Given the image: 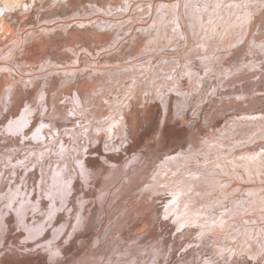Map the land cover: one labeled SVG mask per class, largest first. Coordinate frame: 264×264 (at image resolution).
Listing matches in <instances>:
<instances>
[{
  "label": "bare ground",
  "instance_id": "6f19581e",
  "mask_svg": "<svg viewBox=\"0 0 264 264\" xmlns=\"http://www.w3.org/2000/svg\"><path fill=\"white\" fill-rule=\"evenodd\" d=\"M6 1L0 0V6L10 3ZM180 1L184 28L179 34L197 39L182 57L176 39L168 38L169 30H161L166 38L156 39L157 29L141 15L136 17L145 27H137L128 40L119 39V50L114 49L117 34L108 27H86L87 36L71 41L85 44L88 36L104 35L103 41L88 42L99 52H109L99 65L78 57V46L70 56L58 43L46 44L42 37L49 40L58 33L46 26H33L35 30L24 34L25 51L42 47L40 67L23 59L26 55L18 53L22 48L15 53L19 41L0 52V63L14 57L11 64L30 77L29 81L16 76L12 65L0 66V264H245L237 262L238 251L255 259L262 254L264 242L261 249L253 247L255 228L214 233L191 228L187 221L207 212L203 207L214 192L225 198L219 197L212 210L235 213L229 224L245 218L264 221V143H256L264 137V114L262 120L255 119L264 111V62H246L254 50L264 56V1L220 0L225 1L222 6L219 0L202 6ZM216 10L224 24L239 20L234 37L218 50L223 54L220 64H233L234 71L229 75L220 68L219 79L213 85V79L204 80L203 86V65L205 71L213 57L206 52L203 57L200 46L210 48L206 43L215 31L210 35L205 27L208 14ZM11 30L16 34L19 27L12 25ZM220 32L216 28V42L222 38ZM65 35L71 37L72 32ZM70 58L74 63L64 64ZM77 62L81 69H72ZM128 82L132 83L124 86ZM237 89L249 100L234 105L243 97L234 94ZM119 95L124 105L116 117L111 107L118 99L112 97ZM194 104L198 106L193 112ZM236 113L250 118L249 123L229 119ZM227 118L230 125L225 122L227 129L221 131ZM108 119L116 120L105 125ZM113 125L118 130L106 134V127ZM235 126H241L238 137L228 130ZM256 127L262 131L258 137ZM200 152L204 173L193 166ZM191 160L194 163L186 169L178 167ZM256 178L261 180L258 186ZM240 191L242 197L236 196ZM164 221L166 229H152ZM158 239L163 243L161 257L149 246ZM202 243L204 251L213 245L219 257L198 251Z\"/></svg>",
  "mask_w": 264,
  "mask_h": 264
},
{
  "label": "rangeland",
  "instance_id": "374dc122",
  "mask_svg": "<svg viewBox=\"0 0 264 264\" xmlns=\"http://www.w3.org/2000/svg\"><path fill=\"white\" fill-rule=\"evenodd\" d=\"M208 1H210V0H192V2L196 6H202L204 4V2L206 3ZM231 1H233V0H226L227 3L231 2ZM6 2H10V3L3 4L4 7L0 6V8H1L0 14L2 15V17H4V18H2L0 15V20L2 23L5 21L3 24H1V22H0V24H1L0 27H3V29H0V52L9 48V46L12 45L14 40L19 41L20 45L15 50V53L17 52L18 49L20 50L22 48L23 50L21 49L20 52L18 51V53L22 52L24 54V56L26 55V58H23V59L27 60L32 65V67H34V68H36L35 66L40 67L41 62L43 61L39 56V54L41 52L40 50H42V47H38V46L32 47L28 52L25 51L24 50V47H25L24 36L27 34V32H31V31L35 30L33 28H38V27L41 29H44V27L46 26L45 28H50V29L56 28L58 31V33L55 32L53 34L54 36L49 35V37H50L49 40L46 37H42V39L44 40V42H46V44L53 43V45H55L56 43H58L59 47H62L66 51H69L67 53L70 56H72L71 51H73V49L78 46L77 48H75V49H77L76 51L78 53V57L82 56L83 59L90 60L91 62L95 63L96 65H99L101 63V62H99L100 61L99 59H103V57L107 56L109 54V52H106V51L99 52L97 46L94 44H90V46H88V42L103 41L100 38L102 36H104V35L96 34L93 36L86 37L89 33L86 30V27H90V26H95L98 28L108 27V28L112 29L114 31V33L117 34V36H115V37H117V39H118L117 43L115 44L116 45V48H114L115 50H119L122 47L121 42L123 40H119V39H127L128 40L132 35H135L134 33H136L137 27L139 29L145 27V26H143L144 24L139 22L138 17L140 15L144 16L143 17L144 19L148 18L150 25H152V27L154 26L157 29L155 36H154L156 39L161 37L160 34H161L162 29H168L169 30L170 34H169L168 38H171V40L176 39L175 44L180 45V50L177 51V53H179L180 57H182L186 53L187 48L190 46L189 44H192L193 43L192 41L197 40V39L192 38V34L190 35L192 41L188 40L187 37L183 36V33H181V35L179 34L181 31L180 29L184 28V25L181 22V11L180 10H181L182 5H181L180 0H7ZM224 3H225V1H220V0L218 1L219 6H222ZM227 5H228V7L232 6V4H227ZM19 6H20V9H19ZM31 6H33V7H31ZM155 6L156 7L158 6L157 9ZM214 6L218 7L215 3H214ZM81 9H83V10H81ZM109 9H111L112 11ZM139 9H141V11H139ZM11 10H12V12H11ZM24 10H25V12H24ZM27 10H29V12ZM98 10H100V11H98ZM128 10L130 11L131 14H128L129 13ZM103 11H104V13H103ZM137 11H139V12L137 13ZM11 13H13V15ZM17 15L18 16L20 15V16L18 17ZM25 15H27L28 18ZM214 15H215V18H212V16H214ZM6 16H8V17H6ZM136 16H138V17H136ZM20 18H23L22 20H24V21L21 22L22 20ZM47 18H49V19H47ZM207 18H208V21L206 23L205 31L210 28L208 30V33L210 35H212V31H215V34L213 35V37L211 39H208V41L206 43L207 45L211 43L210 48L208 50H204V47L200 46V51H201V54L203 55V57H204V52H206L208 55L213 57L210 60V62L208 63V66L205 69V71H204V65H203L202 73H201V82H202L203 86H204V80L210 81L213 79L212 80V85H213L214 79H219L220 68L228 70L229 75H231L232 72L234 71L232 69L233 64H230V65H225L224 63L220 64V62L223 59L222 58L223 54L219 53L218 50L221 48L222 49L224 48V46L227 42V38L229 36L234 37V29L236 27V22H239V20H234V21H229L227 24H224V21L221 20V14H220L219 10L210 12L208 14ZM16 20H18V21H16ZM46 20H48V21H46ZM9 21H10V23H9ZM67 21H68V23H67ZM217 21L221 22V26H216L215 23ZM59 23H64V24H59ZM149 23L147 22L146 25L149 26L148 25ZM15 24H16V26L19 27V30L17 32L18 34L16 33L18 35V37L14 33V31L11 30V26L15 25ZM28 25H29V27H28ZM58 25H64V26L62 28H58ZM5 28H8V29L6 30ZM216 28L221 29L220 35H222V38L217 40V42H216L215 38H217L219 34L216 33ZM65 29H74L75 31H73V30L65 31ZM2 30H3V33H2ZM123 30L124 31L128 30L130 32L129 33H123ZM191 30H192V28H191ZM9 31H10V33H9ZM83 31L86 32L87 34H85ZM67 32H72V36L71 37L69 35H68V37H67V35L63 36V34L67 33ZM13 33L15 34L14 36H12ZM81 34L83 36L86 35L85 36L86 39H83V42H85V44L84 43L83 44H76V43L71 42L76 37H77V39H80L79 37H81ZM184 35H185V33H184ZM22 36H23V39H22ZM83 36H82V38H83ZM9 37H10L11 42L9 40ZM175 37H178V38H175ZM161 38H166V37H161ZM185 38H187V39H185ZM12 39H13V41H12ZM38 40L39 39H37L36 42H39ZM22 41H23V44H22ZM183 41H184V43H183ZM114 42H115V40H114ZM86 43H87V45H86ZM82 45L85 46L84 48L86 49L87 52H82V49H81L83 47ZM86 46H88V47H86ZM118 47H119V49H118ZM195 49L198 50V48H195ZM255 51L256 50H254L253 54L246 59V62L249 59L253 63H257V64L263 63L264 62V56L261 54H256ZM88 52L90 54L94 53V55H96L97 57L96 56H95L96 58L90 57L87 54ZM14 61L15 60L13 57L11 60H9L7 62H1L0 66L1 65H6V66L12 65L13 63H15ZM11 62H12V64H11ZM68 63L73 64L74 61H72V59L70 58L69 60L64 62V64H66V65ZM59 64H62V63H59ZM77 64H78V62L75 64L74 67H71V68L73 69L76 67L75 68L76 70L77 69L80 70L81 68H80L79 64L78 65ZM12 66L14 67V69H16V67H15L16 65H12ZM16 73H17L16 76H19V77L25 78V79H29V81H30L29 76L26 77V76L22 75L19 71H17V69H16ZM4 75H8V73H1V77ZM32 83H31L32 86H35L34 82H32ZM130 83H132V82L125 83L124 86L128 85ZM256 85H257V87H259V86L262 87L260 82H257ZM21 89H23V87H21ZM24 89H25V87H24ZM263 92H264V90H263ZM234 94L235 95L236 94H242V96H243L242 98H240L241 100L239 102H235L234 105L241 104L242 102L249 100L248 94L242 93V91L239 89H237V91H235ZM112 98L114 99V101L116 99H118V100H116V104H115L116 107L112 106L111 108H112V110L115 109L114 116L119 117L120 116L119 112L121 111V109L124 105L123 97H121L119 95V96H115ZM197 106H198V104H194L192 106L194 108V109H192L193 112ZM204 108H205L204 106H201L200 111H203ZM73 110H75V108ZM187 110L191 111L190 108ZM230 114H233V113H230ZM236 114H237L236 118L234 116V117L229 118V119H235L236 121H238V123H243L245 120H247V118L242 117L241 114H238V113H236ZM263 114H264V111L256 114L257 116L255 119L262 120L259 117H261V115H263ZM253 118H254V116H253ZM191 119L194 120V118H191ZM191 119H190V121H191ZM229 119H228V121H224L223 124L221 125V127H219V129L221 131H225L227 129L225 122H228V124H229L230 123ZM112 120L114 121L116 119H108L106 121L105 125H107ZM247 121L249 123L250 118ZM248 123H246L242 127H244L246 129L248 126L247 125ZM261 124L262 123H260V125ZM254 126H258V124L253 123L252 127H254ZM106 129H107L106 134L115 133L118 130L117 126H115V125L111 126L110 128L106 127ZM228 130H230L231 135L235 134V135H237L236 137H238L240 135V132H241V126H235L234 128L230 127ZM42 134H44V133H42ZM261 134H262L261 129L259 127H256V131H255L254 135L256 137H258ZM74 136H76V133L74 134ZM231 139H232V137L229 136V140H231ZM109 141H111V140H109ZM258 142L264 143V137H260L256 143H258ZM252 145L255 146V144H252ZM242 149H246V147L242 148ZM261 150H264V148ZM263 153H264V151H263ZM238 154H240V152ZM197 156L199 157L200 162L198 161V163L193 164L194 162H192V160L189 163L184 161L182 163L183 165H181V166L179 165L178 167L179 168L182 167L183 169H186V166H189L192 162L193 166H195V168L198 169L199 172L204 173V167L206 165V163L204 162V158H205L204 152L198 153ZM187 164H189V165H187ZM263 179H264V176H263ZM192 180L190 178L189 181H192ZM200 182L204 183V180L201 181V179H200ZM255 182H257V184L255 183V186H258V184H259V182H261V180L259 178H256ZM234 184H236V183H233L232 186ZM228 191H232L231 187L228 188ZM240 193H241V191L238 194H236V196L237 195L239 196ZM245 196H246V194H245ZM219 197L222 199L225 198V197L221 196L220 192H214L210 196H208L207 197V203H205V205L203 207V208H206L207 212H204V215H202V217L198 220H195V219L188 220L187 226L189 225L191 228H199L201 230H204V229L209 230L210 232H214V233L222 232L224 234L243 233V232H248L249 230L254 231V230H251L250 228H255V230H256V231H254L255 235L254 236L252 235L254 237V238H252V240H254V242H255L253 247H258L261 249L263 247L262 243L264 242V221L258 222L257 219L245 218V219H242V222L240 224H237V225L232 224V223L229 224L228 222L231 220L232 214L233 215L235 214L233 210L227 211L226 209H223V208L221 209L220 207H219V209L212 210V208L215 207V205L217 204L216 201ZM240 197H242V194L240 195ZM202 201H204V198L199 201L200 202L199 204H203ZM228 202L229 201L225 200L224 203L227 204ZM222 207H223V204H222ZM241 210H243V209H241ZM240 213H241V215H247L248 214V212H240ZM220 217H222V218H220ZM262 218L264 220V216ZM166 226H167V221H164L162 223H158L156 225V227H154L152 229L153 230H164V229H166ZM181 229H184V228H179V230H181ZM227 242H229V241H227ZM162 245H163L162 239L155 240L149 244V246L152 249H154L156 252L155 255L153 254L154 256H160L161 257L164 255V250L162 249L163 248ZM188 246L193 247L196 245L194 243H189ZM158 247H160V248L158 249ZM196 249L200 252L202 251V254H206L207 257L208 256H210L212 258L213 257H219V253L216 252L215 247L213 245H210L208 247V251H204V243H202V245L199 244L198 248H196ZM211 250H213L214 252H211ZM261 253L262 254L256 259L252 258V257H248V255L245 251H238L234 256L237 257V262H240V263L259 264L261 262H264V250Z\"/></svg>",
  "mask_w": 264,
  "mask_h": 264
}]
</instances>
